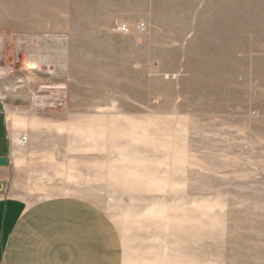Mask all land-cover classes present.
Returning <instances> with one entry per match:
<instances>
[{"label": "rangeland", "instance_id": "obj_1", "mask_svg": "<svg viewBox=\"0 0 264 264\" xmlns=\"http://www.w3.org/2000/svg\"><path fill=\"white\" fill-rule=\"evenodd\" d=\"M2 102L7 195L89 200L122 264H264V0H0Z\"/></svg>", "mask_w": 264, "mask_h": 264}, {"label": "crops", "instance_id": "obj_2", "mask_svg": "<svg viewBox=\"0 0 264 264\" xmlns=\"http://www.w3.org/2000/svg\"><path fill=\"white\" fill-rule=\"evenodd\" d=\"M2 105L0 157L7 164L0 166V264H122L121 237L99 206L76 196L31 201L3 191L12 170L15 126Z\"/></svg>", "mask_w": 264, "mask_h": 264}, {"label": "built area", "instance_id": "obj_3", "mask_svg": "<svg viewBox=\"0 0 264 264\" xmlns=\"http://www.w3.org/2000/svg\"><path fill=\"white\" fill-rule=\"evenodd\" d=\"M27 135L26 134H20L18 137H17V142L16 145L18 146H23L26 142H27Z\"/></svg>", "mask_w": 264, "mask_h": 264}, {"label": "water", "instance_id": "obj_4", "mask_svg": "<svg viewBox=\"0 0 264 264\" xmlns=\"http://www.w3.org/2000/svg\"><path fill=\"white\" fill-rule=\"evenodd\" d=\"M2 108V105L0 104V109ZM7 164V160L4 157H0V166L2 165H6Z\"/></svg>", "mask_w": 264, "mask_h": 264}, {"label": "bare ground", "instance_id": "obj_5", "mask_svg": "<svg viewBox=\"0 0 264 264\" xmlns=\"http://www.w3.org/2000/svg\"><path fill=\"white\" fill-rule=\"evenodd\" d=\"M16 122H18V121H16ZM22 122H23V121H22ZM13 124L16 125L15 122H14ZM17 140H18V139H16L15 142H17ZM15 144H16V143H15Z\"/></svg>", "mask_w": 264, "mask_h": 264}]
</instances>
